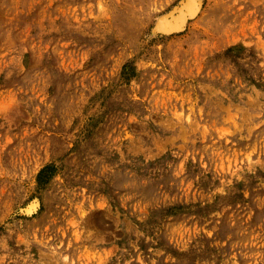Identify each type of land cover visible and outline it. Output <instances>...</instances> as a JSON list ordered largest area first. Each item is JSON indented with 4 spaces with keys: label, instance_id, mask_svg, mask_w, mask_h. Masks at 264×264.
Segmentation results:
<instances>
[{
    "label": "rangeland",
    "instance_id": "1",
    "mask_svg": "<svg viewBox=\"0 0 264 264\" xmlns=\"http://www.w3.org/2000/svg\"><path fill=\"white\" fill-rule=\"evenodd\" d=\"M0 264H264V0H0Z\"/></svg>",
    "mask_w": 264,
    "mask_h": 264
},
{
    "label": "trees",
    "instance_id": "2",
    "mask_svg": "<svg viewBox=\"0 0 264 264\" xmlns=\"http://www.w3.org/2000/svg\"><path fill=\"white\" fill-rule=\"evenodd\" d=\"M48 172H50L48 169L46 170V168L45 169H43L41 172H40V174H39V181H40V179L42 180L43 178L44 179H47V178H49V174H48ZM48 174V175H47Z\"/></svg>",
    "mask_w": 264,
    "mask_h": 264
},
{
    "label": "water",
    "instance_id": "3",
    "mask_svg": "<svg viewBox=\"0 0 264 264\" xmlns=\"http://www.w3.org/2000/svg\"><path fill=\"white\" fill-rule=\"evenodd\" d=\"M183 13L185 14V12H183ZM184 14H183V16H182L183 18L186 17Z\"/></svg>",
    "mask_w": 264,
    "mask_h": 264
},
{
    "label": "bare ground",
    "instance_id": "4",
    "mask_svg": "<svg viewBox=\"0 0 264 264\" xmlns=\"http://www.w3.org/2000/svg\"><path fill=\"white\" fill-rule=\"evenodd\" d=\"M190 3V2H189ZM188 9V8H187ZM184 11H181V13H183ZM196 12V11H195ZM185 13H187V12H185Z\"/></svg>",
    "mask_w": 264,
    "mask_h": 264
}]
</instances>
